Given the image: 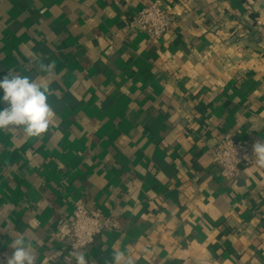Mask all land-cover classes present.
<instances>
[{
    "label": "crops",
    "instance_id": "obj_1",
    "mask_svg": "<svg viewBox=\"0 0 264 264\" xmlns=\"http://www.w3.org/2000/svg\"><path fill=\"white\" fill-rule=\"evenodd\" d=\"M151 1L0 0V80L50 79L55 111L41 137L0 131V264L20 234L36 264H76V200L111 220L88 264H264V169L251 152L227 179L210 154L264 142V0H163L159 39L132 22Z\"/></svg>",
    "mask_w": 264,
    "mask_h": 264
},
{
    "label": "clouds",
    "instance_id": "obj_2",
    "mask_svg": "<svg viewBox=\"0 0 264 264\" xmlns=\"http://www.w3.org/2000/svg\"><path fill=\"white\" fill-rule=\"evenodd\" d=\"M28 59L30 63L36 61L40 72L47 77L53 75L55 61L44 64L34 53ZM50 84L51 80L45 77L34 79L10 69L8 75L0 80V89L3 90L0 102L8 105L0 110V131L22 129L27 138H38L45 134L55 117V111L48 103ZM252 154L257 167L264 169V142L255 141ZM9 247L14 251L10 257H6V264H36L33 245L23 234L13 238ZM71 255L76 264H88L84 253L78 249H74ZM111 264H135V261L124 250L113 249Z\"/></svg>",
    "mask_w": 264,
    "mask_h": 264
},
{
    "label": "built area",
    "instance_id": "obj_3",
    "mask_svg": "<svg viewBox=\"0 0 264 264\" xmlns=\"http://www.w3.org/2000/svg\"><path fill=\"white\" fill-rule=\"evenodd\" d=\"M132 22L142 27L150 38L159 39L171 27L173 17L163 0H153L137 12ZM251 152L249 142H241L231 134H224L210 147L212 161L227 179L236 176L239 163L246 160ZM68 226L67 239L74 250L92 242L96 233L111 226V220L103 215L100 208H88L81 200H76Z\"/></svg>",
    "mask_w": 264,
    "mask_h": 264
}]
</instances>
